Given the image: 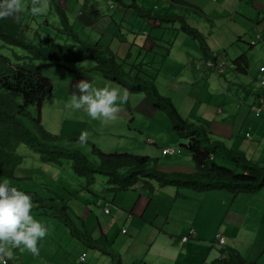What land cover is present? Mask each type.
Wrapping results in <instances>:
<instances>
[{"label":"crops","instance_id":"1","mask_svg":"<svg viewBox=\"0 0 264 264\" xmlns=\"http://www.w3.org/2000/svg\"><path fill=\"white\" fill-rule=\"evenodd\" d=\"M186 1L197 7L200 6L199 8L204 12L205 16L202 19H205L207 24L205 27L202 25V28L207 35L201 31L206 35V41L216 60H222L226 66L231 65V61L238 56L245 55L248 67H252V74L247 70V73L243 75L233 68L234 72L237 75H243L248 81H256L260 67H264V0ZM108 7L104 9L111 13V22L117 28L106 29L112 25L110 18L105 14L101 18L105 22L109 21V25L99 24L100 19L93 21L92 25L102 36H107L109 39L104 46L110 47L115 43L118 50L113 51L121 61L130 56L132 44L139 49L140 53L154 55L153 61L161 56L163 61L169 60L175 63L174 59L178 57L177 64L169 63L177 67L176 71L169 74L170 78L162 81L164 74L160 71L153 77L159 92L171 99L188 123L191 119L190 124L205 126L213 139L224 142L230 148L238 149L246 157L264 165V89L260 88L259 91L250 93L243 89L247 96H252L248 101L241 100L232 92V88L228 87L231 83L228 79L209 76L210 69L205 64L196 40L188 39L185 36L187 34L182 32H180L184 34L182 38L166 37L163 34L165 31L171 33L175 31L166 27L162 28L158 22L151 20L146 21L149 25L145 23L140 25V17L132 15L131 9L126 10L125 13L121 7L117 10H114L115 7L111 4ZM153 8L157 10V4ZM130 34H137V36L128 37ZM254 41L255 44H252ZM154 63L156 62L143 58L134 66L140 64L143 70V66L154 65ZM258 65L259 68H257ZM68 73L70 76L67 81L61 82L64 87L53 86L51 94L45 97L44 101L48 98L52 99V93L56 91L66 107L71 108L69 101L72 94L76 92L75 85L79 81L87 80L94 85L96 79L100 80V77L96 75L99 73L96 71L69 70ZM46 78L51 81L50 77L46 76ZM235 79L243 86L245 85L238 77ZM105 84L107 83L99 85L102 87ZM112 84L120 87L122 91L125 90L116 83ZM239 88L241 89L240 85ZM160 112L147 102L143 94L128 92V100L120 105L116 120H92L83 110H79L76 112V117L81 120L73 121L72 129L67 130L66 135H56L60 138L66 137L67 142L68 138L81 140L82 136H87L86 144L92 143L106 154L149 157L155 160L152 162L153 168L161 172H194V163L183 149H180L181 152L175 151L179 154L164 155L162 153L164 149L176 150L175 145L178 144L176 133L172 128L170 129L169 125L165 128L168 136L160 141L151 138L152 136L149 137L143 130L144 127H151L153 118L161 114ZM40 117L42 120L41 109ZM146 135L147 143H143L142 140ZM125 141L130 142V147L126 150H118L117 142H120L122 146ZM247 141L251 143L243 146V142ZM82 143L80 144L83 145ZM103 145L106 146L105 150H102ZM181 146L184 148V145ZM30 168L31 166H28L25 169V172L30 174L21 178L31 180L34 178V175H31L34 171L42 173L39 187L32 191L45 196L41 192L43 187L55 194L66 192L73 200L81 198V204L75 208V211L73 210L79 217L80 226L71 218L74 226L109 246L120 255L123 264H217L220 258L226 256L228 248H234L242 255V247L248 250V255L244 258L258 264V260L264 253V236L256 234L253 238H248L245 232L252 208L250 203L254 202V199L248 200L249 204L245 210L239 196L234 197L224 191L197 193L168 187L150 193L142 189L113 191L108 188L109 193L102 198L104 205L101 207V202L93 203L90 196L94 192L96 183L103 182L100 179L96 178L95 184L90 189H86L84 180L72 172L73 175H68L72 177L75 185L70 188L68 183L62 184L61 181L54 179L56 172L46 171L43 168ZM177 193L183 196L179 197ZM62 201L66 204L67 212L70 208L72 209L70 202L68 203L64 198ZM236 202H238L237 207L234 208ZM106 209L109 212H106ZM37 213L40 214V212ZM211 223L214 224V228L207 231ZM46 227L48 231H53L51 234L53 239L51 242L45 238L39 241L38 254H33L23 247L13 248V257L11 259L3 257L0 264L3 259L17 264H113L109 255L79 241L59 220L48 222ZM190 229L194 230L192 237L183 241L182 238ZM123 230L126 232L123 233ZM217 234L225 238L224 244H217L215 241ZM209 240H213L214 243L205 242ZM258 240H262V243L260 248L256 249ZM83 256L84 260H82Z\"/></svg>","mask_w":264,"mask_h":264},{"label":"trees","instance_id":"2","mask_svg":"<svg viewBox=\"0 0 264 264\" xmlns=\"http://www.w3.org/2000/svg\"><path fill=\"white\" fill-rule=\"evenodd\" d=\"M84 1L83 5L89 7L93 21L104 16L105 12L96 7L98 0ZM104 1H111L115 7L114 10L121 7L126 13V10L131 9L132 15L135 14L145 20L158 22L162 28L168 26L167 29L187 34L198 42L205 61H217L210 51L206 35L192 25L188 18L189 16L201 18L205 16L204 12L196 5L186 0H169L170 10L175 8L181 11V15H172L169 14V9L160 14L153 8L155 4L146 2L152 6L147 8L138 0ZM56 9L65 25L63 30L73 34L79 41L78 44L61 45L49 35L39 36V42L35 43L26 35L29 26L25 22L22 11L15 18L0 19V41L2 42L0 49L5 46L20 47L26 54L16 56L17 61L25 59L29 61L13 63L8 57L0 54L1 176L10 179L21 178L18 176V171L24 162V156L17 153V147L20 144H25L39 155L43 163L63 166L64 160L68 162L73 174L84 179L86 189H90L95 184L98 176H104L107 178L110 190L113 191L142 189L152 193L172 187L176 190L185 189L197 193L224 191L234 197L241 194L254 195L264 191V165L247 158L238 150L228 147L224 142L213 139L205 126L189 124L178 112L171 99L160 94L153 78H144L139 74L133 76L130 71L124 68L122 61L112 49L80 41L69 23L67 10L59 3H57ZM119 13L121 14V12ZM177 24H179L178 27H176ZM87 60L94 62V67L89 72H98L104 79L120 85L132 94L142 93L151 106L168 115L172 129L177 136L186 140V145L183 147L192 155L195 166L194 173L161 172L150 167V163L155 160L149 157L132 154H105L94 144L87 143L92 146L93 153L99 159V163L95 164L79 150L50 145V143L58 141L60 137L47 131L41 124V105L53 88L51 81L43 75V69L50 66L65 67V64L68 63ZM33 61L44 63L36 65ZM140 66L142 67V65ZM140 66L136 68L141 73ZM231 66L236 72L245 75L248 70L247 57L245 55L238 56L231 61ZM220 75L222 76L223 73ZM33 105L38 107L35 118L28 112V108ZM23 118L31 120L33 128L28 127ZM71 140L81 142L76 138ZM24 192L32 197V210L39 209L41 215L59 220L70 229L71 234L79 241L109 255L113 264H123L120 255L109 246L74 226L64 201L60 205L56 199H46L38 192ZM177 194L179 197L183 196L180 193ZM217 264H257V262L248 261L238 250L228 248L226 256L220 258Z\"/></svg>","mask_w":264,"mask_h":264},{"label":"rangeland","instance_id":"3","mask_svg":"<svg viewBox=\"0 0 264 264\" xmlns=\"http://www.w3.org/2000/svg\"><path fill=\"white\" fill-rule=\"evenodd\" d=\"M154 1H156V0H139V2H142L141 4H144L145 6H147V8L152 7V6L148 5L149 3L152 5L157 4L158 9L157 10L155 9V11L159 12L160 14L165 13V10L169 9V4H168L169 0L156 1V2H154ZM84 2H85L84 0H80V1H76V0H47V3H48L47 10L41 15H35L34 16V15H32V11H31L32 6H33V0H23L24 8L22 9V12H24L25 22L29 26V30L26 33L27 37L29 39H31L32 41H34L35 43L39 42V40H40L39 36L45 37L47 35L53 37L55 39L56 43L61 44V45L66 44V43H69V44H78L79 43V41L75 38V36L73 34L68 33V32L63 30V29H65V25H64L63 20L61 19L60 15H59L57 9H56V5H57V3H59L60 5H62L67 10L66 12H67V15L69 18V23L72 25L73 30L77 33V36H78L80 41H84V42L89 43V44H96L98 42L97 44L100 45V43H101L102 44L101 46L103 48L108 47L112 50L117 51L118 49H117V46L115 43H113L110 47L104 46L105 44H107L109 42L108 41L109 39L107 38V36H102L101 33H99L98 31H96L93 28V26H92L93 25V19H92L93 15L91 14L88 6H85V5L82 6L84 4ZM109 4L112 5V3L110 1L107 2L104 0H98L96 7L99 10H102V11L104 10L105 15L110 18L109 20H110V24L112 26L109 25V21L105 22V21H103L102 18H99L100 20L98 19L99 20L98 23L103 24V25L107 24L109 26L107 27V25H106V27H107L106 29L114 30L117 27L115 26L114 23L111 22V13H109L108 11H105L107 9H104L106 6L108 7ZM168 12H169V14H172V15L173 14L174 15H181V11L178 9H175V8L171 9V10L169 9ZM138 17H140V16H138ZM138 17H136V18H138ZM188 18L189 19L194 18V19L190 20V23L192 25L198 27L200 30H202L204 32L202 25L205 27V25L207 24L206 23L207 21H205V19H202L199 17L195 18L194 16H189ZM142 19L143 18H141V19L139 18L140 25L143 23H145L146 25H149V23L146 22L148 20H145V19L142 20ZM116 21L119 22V20H116ZM117 22H115V23L118 24ZM178 26H179V24L176 25V27H178ZM166 27H168V26H166ZM209 29H210V26H209L208 30ZM175 32L171 33L170 31H165L163 34H165L166 37H170V38L175 37V36H179V38H182V36L184 37V34L179 32L180 34L178 35ZM205 34L207 35V32ZM122 35L124 36V33H122ZM126 36H127V33L125 34V37ZM134 36H137V34L128 35V37H132V38H134ZM185 36L188 37V39H190V40L193 39L187 35H185ZM102 41H104V42H102ZM210 42H212V41H210ZM1 43L2 42L0 41V44ZM131 46L133 47V44ZM132 47H131L130 56H127L126 58H124L122 61V64L124 65V68L127 71H130L133 76L136 74H139L140 76H142L144 78H153L155 76L156 72L160 71L162 74H164V76L162 77V81H164L165 79L170 78L169 74L171 72H174L177 70V67H175L174 65H170V64H177L179 61L178 57L176 59H174L175 63L173 61H169V60L163 61V57H161V56L156 57V60L153 61L154 55L146 54V53H140L139 49L137 47L136 48L135 47L132 48ZM0 54L5 56V57H8L10 59V61L13 63L29 62L27 59L17 61L16 56H23L24 54H26L25 51L20 47H9V46L2 47L0 49ZM230 56L232 57V55H230ZM143 58H146L147 60H151L152 62H156V63H154V65L147 64V65L143 66L144 69L140 73V72H138V69L136 68V67H139L140 64H138L135 67H134V65L136 62H141ZM134 59L136 61H134ZM157 61H159L160 63H158ZM33 63L38 65V64L44 63V62L33 61ZM93 67H94V62L92 60H87V61L77 62V63H68V64H65V67H63V68H59L58 66L46 67L43 69L42 73L45 77L47 76V77L51 78V81H52L54 87H57L58 85H59V87H64L63 85H61V82L65 83L67 81L68 77L70 76L68 73L69 70H84V69L92 70ZM257 68H259V65L257 66ZM224 71H226V72L223 73V75L221 76V75H219V73L210 70L209 76L213 77V78L220 76L221 79H223V80L228 79L231 82L228 85V87L232 88V92L235 95H238V97L241 98V100L248 101V99H251L250 97L252 96V95L247 96L244 93L243 89L247 90L250 93L252 91L257 92L260 90V88H262L259 86V83L257 81V77H256V81H253V80L248 81L243 75L235 74L234 69L230 64H227L225 66ZM252 71H253L252 67L249 66L248 72L250 74H252ZM96 75L98 77H100V80L98 81L96 79L94 86L100 87V85H99L100 83H107V84H111L112 86H114V84H112L113 82H108L102 76H100V74H96ZM236 77H238L239 80L244 82L245 85L243 86L242 84H240L235 79ZM247 81H248V83H246ZM233 83H236V84H233ZM239 85H240L242 90L239 88ZM58 89H60V88H58ZM50 94H48V95H50ZM52 94H53L52 99L48 98L47 101H43V103H42L41 114L43 116V119L41 120V124L47 131H49L53 134L55 133L58 135L59 134L66 135L67 130L72 129L71 125L74 123L73 121H77V120H81V119L76 117V112H78L77 110L66 107L65 103L61 99H59L60 95L58 93H56V91H54ZM160 94L163 95L162 93H160ZM137 95H142V93L137 94ZM263 109H264V107H263ZM159 111H161V110H159ZM28 112H30V114L35 118V117H37L38 107L36 105L30 106L28 108ZM160 113L161 114H159L153 118V121L151 123L150 128H145V127L143 128V130L146 132L147 135H149V137L152 136L151 138H155L158 141L164 140L168 136V131H166V129H165L166 127H168V125H169L170 129L172 128V123H171L168 115L163 111H161ZM263 117H264V112H263ZM23 120L28 127L33 128V123L31 120H28L27 118H23ZM189 122L191 123L192 120L190 119ZM160 131H161V135H160ZM147 135L145 136V139L142 140L143 143L144 142L147 143V140H146V137H148ZM71 139L72 138H68V140L70 142L69 141L67 142L66 137H62L58 141H56L54 143H50V145L51 146H58V147L63 146L66 148L70 147L71 149L79 150L82 153H84L93 163H95V164L99 163V159L93 153L92 146L90 144H86V143H82V142L78 143L77 141H72ZM176 140H177L178 144L175 145V148H176L175 151L181 152V150L183 149V152L185 154L188 153V155H190V157L192 159V155L190 154V152L188 150H185V148H181L182 147L181 145H186L184 143V142H186V140L180 139L177 136V134H176ZM240 140H242V138H240ZM80 143H82L83 145H81ZM119 143L120 142H117V145L119 146L118 150H126L131 145L130 142H127V141H125L124 144H122V146H120ZM249 143H251V142L250 141L243 142V146H247ZM105 148H106V146L103 145L102 150H105ZM234 150H238V149H234ZM17 153L24 156V162L20 166V169L18 171V176L24 177V176L29 175L30 173H26L25 169L28 166H31L30 169L43 168L46 171L56 172L54 179L61 181L62 184H64V182L68 183L70 188L73 185H75V182L72 180V177H69V175H68V174L73 175L72 169L70 167V164L68 162H65V160H64V164L61 168L57 167L55 164L46 163L49 165H44L41 163L39 155L37 153L33 152L25 144H20L17 147ZM176 154H179V153H176ZM192 161H193V159H192ZM53 167H54V169H53ZM150 167H152V168L154 167V164L152 162L150 163ZM194 172H192V173H194ZM41 174L42 173H40L38 171H34L31 174V175H34V178L31 180L24 179V178L10 179V178H6V177H3L0 175V181L7 180L11 186L18 188L19 190L32 191L35 188L39 187V184H40V181L42 178ZM97 178L103 182H97L96 183V185L93 188L94 192H93V194H90V196L92 197L93 203L98 204L99 202H101L100 206L102 207L104 205V202H102V198H104L105 195L109 193L107 191V189L109 187L107 184V178L106 177L98 176ZM81 180H84V179H81ZM49 181H52V180H49ZM41 188H42V191H41L42 194L45 195L43 197L46 199L54 198V199H56V201L60 205L62 204L63 198L66 201H68V203L70 202V204H71L70 206H72V209L70 208L68 213H69L70 217L74 220V222L78 226H80L79 217L77 215H75L73 210L75 211L76 210L75 208L79 204H81V198H79V199L77 198L76 200H73V199L69 198L70 194H68L66 192H60V193L55 194L53 192L51 193V192L47 191L46 188H43V187H41ZM33 192H35V191H33ZM238 196H239V198L242 199L241 201L243 202L245 210L249 204L248 200L249 199L255 200L254 202L250 203V206L252 208L250 210V215L247 219V223L245 226L247 229L245 232H246L248 238H253L254 235H256V234H259V236H264V216H263V214H264V191H260L254 195L241 194ZM237 203L238 202L235 203L236 205L234 206V208L237 207ZM37 212H40V210L39 209L32 210L31 214L36 219L43 222V224L45 226H47L48 222H50V221H57V220L50 219V218L46 217L45 215H40ZM215 226L218 227L217 224H215ZM209 227H208L207 231L212 230L214 228V224L213 223L209 224ZM221 230H223V228ZM51 234H53V231L49 230L48 235H46V237H45V239H47L48 242H51V240L53 239ZM205 242H207L209 244L214 243L213 240H209V241H205ZM261 243H262V240H258V242L256 243V249L260 248ZM241 250H242V256L247 257L248 250L244 247H242ZM2 258L3 257L0 256V262H1ZM258 264H264V253L261 256V258L258 260Z\"/></svg>","mask_w":264,"mask_h":264},{"label":"clouds","instance_id":"4","mask_svg":"<svg viewBox=\"0 0 264 264\" xmlns=\"http://www.w3.org/2000/svg\"><path fill=\"white\" fill-rule=\"evenodd\" d=\"M23 8V0H0V19L15 18ZM47 8V0H33L32 15H41ZM75 89L69 106L77 111L83 110L92 120H116L120 105L128 100L127 90L122 91L111 84L98 87L82 80L75 85ZM86 140L87 136L81 137V142ZM32 209L31 195L11 186L7 180L0 181V256L11 259L12 249L21 247L33 254L38 253V242L46 237L48 229L31 214ZM8 259L3 261L17 264Z\"/></svg>","mask_w":264,"mask_h":264},{"label":"built area","instance_id":"5","mask_svg":"<svg viewBox=\"0 0 264 264\" xmlns=\"http://www.w3.org/2000/svg\"><path fill=\"white\" fill-rule=\"evenodd\" d=\"M252 44H255V41L252 42ZM205 64L207 65V67L210 70L215 71L217 73H222L224 71V68H225V62H223L222 60H220V61L207 60V61H205ZM257 81L259 83V86L264 88V67H260L259 74L257 76ZM257 115H259V111H257ZM162 153L164 155H166V154H175L176 152L173 149H164V150H162ZM106 212H108V210H106ZM123 232H125V230H123ZM193 233H194V230L190 229L189 235L186 237L184 236L183 241H186L189 238V236H191ZM215 241L217 242V244L222 245L225 243V238L222 235L217 234L215 236ZM84 258L85 257L83 256L82 260H84ZM3 264H11V263H8L7 260H4Z\"/></svg>","mask_w":264,"mask_h":264},{"label":"water","instance_id":"6","mask_svg":"<svg viewBox=\"0 0 264 264\" xmlns=\"http://www.w3.org/2000/svg\"><path fill=\"white\" fill-rule=\"evenodd\" d=\"M52 91V89L50 90V92Z\"/></svg>","mask_w":264,"mask_h":264}]
</instances>
